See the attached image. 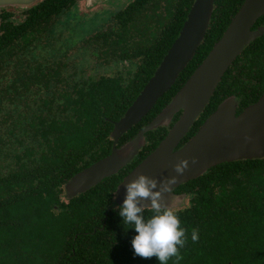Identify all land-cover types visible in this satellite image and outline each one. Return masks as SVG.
Listing matches in <instances>:
<instances>
[{"label": "trees", "instance_id": "trees-1", "mask_svg": "<svg viewBox=\"0 0 264 264\" xmlns=\"http://www.w3.org/2000/svg\"><path fill=\"white\" fill-rule=\"evenodd\" d=\"M77 1L39 0L23 10L19 24L0 13V264H158L155 257L133 256L137 233L123 224L113 198L122 176L156 147L165 128L146 132L136 161L89 190L66 199L64 184L108 155L113 122L152 76L193 0H130L80 38L72 30L76 22L60 21ZM242 1H213L192 59L118 145L168 104ZM263 24L264 15L252 29ZM59 41L76 45L103 73L84 77L73 63L65 69L53 47ZM263 91L264 34L226 70L182 142L223 99L233 96L238 114ZM175 192L186 199L173 210L187 230L179 264H264V158L213 166ZM143 214L147 219L153 212L145 208Z\"/></svg>", "mask_w": 264, "mask_h": 264}, {"label": "water", "instance_id": "water-1", "mask_svg": "<svg viewBox=\"0 0 264 264\" xmlns=\"http://www.w3.org/2000/svg\"><path fill=\"white\" fill-rule=\"evenodd\" d=\"M39 0H0V9H26ZM93 1V0H92ZM214 0H193L181 28L165 55L122 116L112 124L110 137L113 145L105 157L74 174L65 184V198L69 199L115 175L128 164L144 145V134L156 128H167L171 118L180 112L152 152L134 167L117 185L114 203L121 206L126 196L125 185L138 175L159 182L176 176L173 166L189 160V168L162 193L165 206L170 203L171 190L204 174L209 168L240 160L264 158V91L258 99L235 114L237 102L233 96L223 99L202 122L197 131L178 149L180 140L188 133L194 120L208 103L221 77L241 51L264 34V24L252 29L264 15V0H243L221 36L192 71L167 105L119 148L114 144L125 132L136 125L166 93L179 73L192 59L203 40L210 20ZM195 158L197 164L192 165ZM141 207L150 206L141 201Z\"/></svg>", "mask_w": 264, "mask_h": 264}, {"label": "clouds", "instance_id": "clouds-1", "mask_svg": "<svg viewBox=\"0 0 264 264\" xmlns=\"http://www.w3.org/2000/svg\"><path fill=\"white\" fill-rule=\"evenodd\" d=\"M191 164H197V160L192 158ZM188 168L189 160H180L173 166L176 176L161 180L158 191L157 180L145 175L136 176L124 186L126 196L118 214L123 224L130 225L137 233L131 240L134 257L144 260L155 257L158 264H168L172 258L179 264L183 259L180 249L187 243V230L181 226L178 214L173 211V205L163 204L162 193L169 192L171 185H174L177 178ZM141 201H148L150 206L141 207ZM145 208H150L153 212L147 219L143 214ZM191 239L193 242L198 241V230H192Z\"/></svg>", "mask_w": 264, "mask_h": 264}, {"label": "rangeland", "instance_id": "rangeland-1", "mask_svg": "<svg viewBox=\"0 0 264 264\" xmlns=\"http://www.w3.org/2000/svg\"><path fill=\"white\" fill-rule=\"evenodd\" d=\"M128 2H130V0H78L74 8L70 9L69 14L60 17V21H67L68 23L76 22L77 24L72 25L73 33L76 34L78 38H80L79 36H88L105 24L111 12L121 9ZM14 15L12 19L15 22L18 23L22 20L18 11H16ZM58 28L59 25L55 24V29ZM63 44L64 42L59 41L56 44L54 43L53 47L64 56L61 63L62 65L65 64V69L70 70L73 63L77 67V72L82 73L84 77L89 74L95 78L103 73L100 67L85 62L88 56L82 58V56H80V50L79 53L75 50V48H77L76 45L69 46V48ZM84 72L86 73L84 74Z\"/></svg>", "mask_w": 264, "mask_h": 264}, {"label": "flooded vegetation", "instance_id": "flooded-vegetation-1", "mask_svg": "<svg viewBox=\"0 0 264 264\" xmlns=\"http://www.w3.org/2000/svg\"><path fill=\"white\" fill-rule=\"evenodd\" d=\"M124 7V6H123ZM122 7V8H123ZM23 10H25V9H17V8H11V7H7V8H3V10H0V13H1V11H4V12H7V13H10L11 14V18L9 19L10 21H12L14 24H19L20 22H15L12 18L15 16L14 15V13L16 12V11H18V13L21 15V19H23V15H22V13L24 12ZM255 29V28H254ZM180 115V112H177L176 114H174V116L171 118V120H170V123H169V125H168V127L167 128H165V130L167 131V129H169L172 125H173V123L177 120V118H178V116ZM163 128V127H162ZM157 129V128H156ZM155 130V129H154ZM153 131V130H152ZM138 132V131H137ZM136 132V133H137ZM126 133V132H125ZM124 133V134H125ZM123 134V135H124ZM166 134V133H165ZM136 135V134H135ZM134 135V136H135ZM133 136V137H134ZM165 136V135H164ZM163 136V137H164ZM186 136V135H185ZM184 136V137H185ZM122 137V135L117 139V142L114 144V146H115V148H119L120 146H122L124 143H126L128 140H130V139H128L127 141H125V142H123V143H121L120 145H118V141H119V139ZM132 137V138H133ZM183 137V138H184ZM131 138V139H132ZM183 138L180 140V142L178 143V145H177V148L176 149H178L180 146H182L185 142H182L183 141ZM109 139H110V141H111V145H110V149H111V146L113 145V142H112V139H111V137H110V135H109ZM160 142V141H159ZM158 142V143H159ZM146 145V142L144 141V145L142 146V147H144ZM157 146V145H156ZM142 147L138 150V152L142 149ZM109 152H110V150H109ZM138 152L135 154V156L131 159V161L128 163V164H126L124 167H122L118 172H120V171H122L125 167H127L128 165H130V164H133L135 161H136V156H137V154H138ZM152 151H150L147 155H145L143 158H141L135 165H133L132 166V168L130 169V170H128L123 176H122V178H121V180L123 179V177L124 176H126L134 167H136L146 156H148L150 153H151ZM109 154V153H108ZM117 172V173H118ZM116 173V174H117ZM115 174V175H116ZM120 180V181H121ZM119 181V182H120ZM177 188V187H176ZM176 188H173L172 190H171V200H170V203L168 204V205H173V210H178V209H180L181 207H182V205H183V203H184V201L186 200L185 198H184V196H180V195H178L179 193H177V192H175V189ZM114 199V198H113ZM167 205V206H168Z\"/></svg>", "mask_w": 264, "mask_h": 264}]
</instances>
